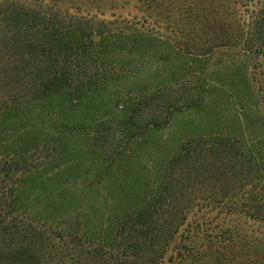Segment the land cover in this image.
<instances>
[{
	"label": "trees",
	"instance_id": "1",
	"mask_svg": "<svg viewBox=\"0 0 264 264\" xmlns=\"http://www.w3.org/2000/svg\"><path fill=\"white\" fill-rule=\"evenodd\" d=\"M262 112L264 0H0V264H264Z\"/></svg>",
	"mask_w": 264,
	"mask_h": 264
},
{
	"label": "rangeland",
	"instance_id": "2",
	"mask_svg": "<svg viewBox=\"0 0 264 264\" xmlns=\"http://www.w3.org/2000/svg\"><path fill=\"white\" fill-rule=\"evenodd\" d=\"M136 8L137 7L135 6L134 3H130L129 5H124L123 7L118 8L116 11L113 12L114 15L112 14V12L111 13L109 12L108 14H106L105 16H102V17H104L105 19H107V18L108 19L109 18L114 19L116 17H123L125 19H132L134 16H138V12L136 11ZM83 10L85 11L86 9H83ZM90 13L92 14L91 11H90ZM261 110H263V108H261ZM262 113H264V112H262ZM255 228L264 233V226L256 225Z\"/></svg>",
	"mask_w": 264,
	"mask_h": 264
}]
</instances>
